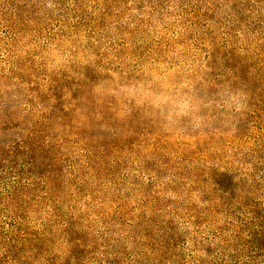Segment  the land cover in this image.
Wrapping results in <instances>:
<instances>
[{"label":"rangeland","instance_id":"1","mask_svg":"<svg viewBox=\"0 0 264 264\" xmlns=\"http://www.w3.org/2000/svg\"><path fill=\"white\" fill-rule=\"evenodd\" d=\"M0 264H264V0H0Z\"/></svg>","mask_w":264,"mask_h":264}]
</instances>
